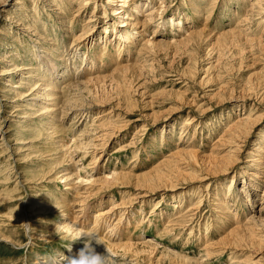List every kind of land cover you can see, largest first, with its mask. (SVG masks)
<instances>
[{
  "label": "rangeland",
  "instance_id": "374dc122",
  "mask_svg": "<svg viewBox=\"0 0 264 264\" xmlns=\"http://www.w3.org/2000/svg\"><path fill=\"white\" fill-rule=\"evenodd\" d=\"M109 1L0 0V264L67 262L69 221L118 264H264V0H136L139 29ZM34 80L85 114L49 123ZM104 109L95 161L78 143Z\"/></svg>",
  "mask_w": 264,
  "mask_h": 264
},
{
  "label": "bare ground",
  "instance_id": "6f19581e",
  "mask_svg": "<svg viewBox=\"0 0 264 264\" xmlns=\"http://www.w3.org/2000/svg\"><path fill=\"white\" fill-rule=\"evenodd\" d=\"M84 1V0H83ZM115 0H110L109 2H114ZM122 1V3H120V4H117V5H119V6H121V7H125L127 10H128V8H127V6L125 5L126 3H128V1L130 2L129 4H131V5H134L135 4V8H137L138 9V12H136V10H134L135 12H133V13H135L137 16L136 17H134L133 15V13H130V15H127V14H124L122 17H123V20H124V18L125 19H129V20H134V21H136V22H127V21H125V23L127 24V25H132L135 29H139L138 28V26H139V24H141V22H142V24L141 25H144V26H146V25H148L150 22H151V18H144V20L143 21H140L139 20V18L138 17H140V16H138L139 14H140V11H141V8H140V6H137L136 5V0H121ZM119 2V1H118ZM261 2V1H260ZM90 3V2H89ZM83 4V3H82ZM82 4H81V6H82ZM251 4V3H250ZM83 7V6H82ZM155 7H157V6H155ZM260 7V6H259ZM78 8V7H77ZM249 8V7H248ZM252 8H253V6H252ZM113 9L115 10V11H117V10H120V8H116L115 6L113 7ZM160 9V8H159ZM76 10V9H75ZM62 11V10H61ZM154 11H156V9L154 10ZM159 11V10H158ZM261 11V10H260ZM120 12V11H119ZM127 12V11H126ZM128 12H130V11H128ZM236 12V11H235ZM241 12V11H240ZM123 13H125V12H123ZM146 13H147V11H146ZM157 13V12H156ZM150 14H153V10H151V12H149L148 13V15H150ZM143 15V14H142ZM236 15V14H235ZM146 16V15H145ZM155 16V15H154ZM260 16V15H259ZM95 19H93L92 21H94ZM123 22V21H122ZM237 23V22H236ZM160 28V27H159ZM38 30V29H37ZM146 30V29H145ZM140 31L141 30H138V33H140ZM135 32H137V31H135ZM143 34V33H142ZM125 36V35H124ZM127 37V36H126ZM130 40V39H129ZM153 43V42H152ZM143 44V43H142ZM147 44V43H146ZM145 46V45H144ZM79 47V46H78ZM56 49H58V47L56 48ZM74 51H76V50H74ZM142 57V56H141ZM146 58V57H145ZM47 59H48V57H47ZM46 60V59H45ZM127 66V65H126ZM38 68V67H37ZM43 68V67H42ZM123 68H124V66H123ZM58 69V68H57ZM84 69V68H83ZM82 69V70H83ZM60 70V69H59ZM11 71H13V70H11ZM35 71H36V69L34 70V73H35ZM40 71V70H39ZM84 71V70H83ZM8 72V71H7ZM48 72V71H47ZM66 72H67V70H66ZM2 73H4V72H2ZM32 74V75H30V74H28V75H26V76H35V74ZM38 73V72H37ZM60 73V72H59ZM63 73V72H62ZM62 73L60 74V75H62ZM68 73V72H67ZM83 73V72H82ZM46 74V73H45ZM45 74H43V75H45ZM38 76H39V74H38ZM54 76V75H53ZM53 76H51L52 78H53ZM65 76V75H64ZM42 77H45V76H42ZM42 77L40 76V78L42 79ZM38 78V77H37ZM39 78V79H40ZM99 78H100V76H99ZM34 79V78H33ZM33 79H32V82H33ZM44 80H45V78H43ZM56 79V78H55ZM35 81V80H34ZM64 81H65V78H64ZM29 82V81H28ZM36 83V81L34 82V84ZM58 83V82H57ZM66 83V82H65ZM37 84V83H36ZM68 84V83H67ZM21 85V84H20ZM20 85H16L18 88H20L21 86ZM79 86L80 87V91H82V90H84V92H86V86L85 87H82V86H80L79 85V83H78V81L77 82H75V84H74V86ZM14 84H11V87L12 88H14ZM56 87V86H55ZM53 87V83H51V84H49V86H47L44 82H39V84H37V85H35L34 86V90L36 91V90H38V91H40L41 90V93H40V96L39 97H37V99H45V101H42V102H39L38 103V106H39V108H38V111H39V114H41L40 113V111L41 110H43L42 109V106H43V103L45 102V107H47L48 105H49V107H47V108H45L44 109V111H42V112H46V113H49L50 114V117H52V118H50V122L49 123H51V124H56V121H57V118H58V116L60 117V112H62V113H64V112H70V113H72V112H75V113H77V112H79V113H82V116H83V114H85V112H86V109L85 108H83V104L82 103H77V102H74V103H67V104H63V105H61L60 103H59V101H58V105L55 103L56 101H57V99H56V101L54 102V91H56L57 92V90H56V88H58V87ZM73 88V87H72ZM76 88V87H75ZM66 89V88H65ZM31 91V90H30ZM29 91V92H30ZM67 91V90H66ZM71 91H73L72 89H71ZM70 91V92H71ZM77 91V90H76ZM92 91V90H91ZM60 92V91H59ZM58 92V94H60ZM74 92V91H73ZM79 92V91H78ZM94 93V92H93ZM38 94V93H37ZM62 94V93H61ZM63 95V94H62ZM65 95H67L66 93H65ZM70 95V94H69ZM78 95H81V94H78ZM61 96V95H60ZM74 96V95H73ZM85 96V95H84ZM58 97V96H57ZM67 97H68V95H67ZM65 98V97H64ZM78 98H80V97H78ZM99 98V97H98ZM58 99L60 100V98L58 97ZM94 99V98H93ZM16 100V99H15ZM52 100V101H51ZM101 100V99H100ZM76 101V100H75ZM102 102H100V103H96V104H94V105H101V104H103V103H105L103 100H101ZM61 102H62V100H61ZM65 102V101H64ZM24 103V102H23ZM77 105H79V107L77 106ZM93 105H91L90 106V108L92 107ZM84 109V110H83ZM110 112V111H109ZM109 112L108 111H106L105 109L104 110H102V111H98V112H96L95 114H96V117H97V119H98V122H96V123H94V126L93 127H91L90 129H91V131L89 132L88 130L87 131H83L82 133L80 132V135H86V137L88 138V137H90V140H88V141H86V142H81V143H78L79 145L80 144H82V147H83V149L85 150V153H86V155H89L90 153L92 154V152H94V154H93V157L95 158V161H98L99 159H100V156L98 155V152L99 151H103V148L101 147V146H99V144L100 143H102V141H100L99 142V140H104L105 141V138H106V136H112V134H113V131L115 130V128H114V130L113 131H111V132H109L111 129H109V127L107 128V120H106V116H108V114H109ZM111 112H112V110H111ZM45 114V113H44ZM65 114V113H64ZM44 116V115H43ZM65 116H66V114H65ZM73 116V115H72ZM22 117H24V116H21V118ZM56 117V118H55ZM62 118V117H61ZM197 119V118H196ZM39 120V119H38ZM63 120V119H62ZM61 120V121H62ZM92 120V119H91ZM95 120V119H94ZM106 120V121H105ZM59 121V120H58ZM64 127V126H63ZM45 128V127H44ZM63 129V128H62ZM82 130V129H81ZM109 130V131H108ZM6 132V131H5ZM57 134V133H56ZM63 135V134H62ZM2 136V134H0V137ZM56 136V135H55ZM108 136V137H109ZM5 137V136H4ZM3 137V138H4ZM78 137V136H77ZM8 138V137H7ZM33 139V138H32ZM49 139V138H48ZM73 139V138H72ZM89 139V138H88ZM5 140V139H4ZM61 141V140H60ZM106 141H107V139H106ZM20 142V141H19ZM2 143V142H1ZM54 143H56V142H54ZM76 144V143H75ZM77 144V145H78ZM12 146V145H11ZM22 146V145H21ZM65 146H67V145H65ZM78 147V146H77ZM120 149V148H119ZM119 149H117V150H119ZM54 150V149H53ZM52 150V151H53ZM78 150V149H77ZM20 151V150H19ZM90 151V152H89ZM100 154V153H99ZM67 156V155H66ZM84 156V155H83ZM25 157V156H24ZM59 157V156H58ZM93 158V159H94ZM103 158V157H102ZM55 159V158H54ZM57 159V158H56ZM56 159H55V161H56ZM64 159V158H63ZM72 159V158H71ZM93 163V162H92ZM61 164V163H60ZM91 164V163H90ZM94 165V164H93ZM72 166V165H71ZM89 167H90V165H89ZM94 168V167H93ZM68 169V168H67ZM67 169H65V175L63 176V177H65L66 179H67V184H71L72 186H73V188L74 187H76L77 186V184L73 181L74 179H78L79 178V176H77V173L76 174H74V173H72V171L70 170L71 168H69L68 170ZM91 171V170H90ZM88 172V171H87ZM253 172V171H252ZM5 173V172H4ZM251 174V173H250ZM75 176H77V178L75 177ZM120 176H123V173H121V172H113V174L111 175V176H104V177H102V178H100V177H95V178H93L92 180H91V183L93 184V186L95 185H98L97 183H99V181L103 184L101 187H103L104 186V184H108L109 182V180L108 179H118ZM69 177H71V178H69ZM73 177H75V178H73ZM81 178H82V176H81ZM61 179V178H60ZM80 179V178H79ZM70 180V181H69ZM71 181H73V182H71ZM77 181V180H76ZM84 180H82V182H83ZM78 182V181H77ZM90 183V182H89ZM87 185H88V183H86ZM233 184V183H232ZM6 187V186H5ZM80 188V187H79ZM81 190V189H80ZM86 190H87V192H85L86 194H82L81 195V191H80V193H79V197H80V199L78 200V198H77V196H76V201L74 202V204L72 205V202L73 201H71L70 203H71V207H70V210H71V212L73 213V214H75L76 213V211L74 210L75 208H76V206H77V203H79V205H83V207H84V205H88L89 204V202H90V200H91V197H92V195H94V194H96V193H98V191H99V189H98V191H96V192H90L91 190H93V189H89L88 187H86ZM86 190H84V191H86ZM238 191V190H237ZM242 191V190H241ZM50 192V191H49ZM77 192H79V191H76L75 193H77ZM243 192V191H242ZM69 193V192H68ZM263 195H264V193H263ZM50 196V195H49ZM67 197V196H66ZM74 197V196H73ZM64 201L66 200V199H63ZM50 207V206H49ZM51 207L53 208V205H51ZM56 207V206H55ZM75 207V208H74ZM68 208H69V206H68ZM115 208V207H114ZM263 208V207H262ZM113 209V208H112ZM262 210V209H261ZM77 212H79V210H77ZM85 212H86V210H85ZM102 212V211H101ZM104 213H106V212H104ZM100 214V213H99ZM198 214V213H197ZM97 215H98V213H97ZM96 216V215H95ZM111 219V218H110ZM82 221V220H81ZM107 221V220H106ZM77 222V221H76ZM79 222V221H78ZM84 222V221H83ZM74 223V222H73ZM26 224V223H25ZM30 224V223H29ZM32 224V223H31ZM55 224V223H54ZM45 225V224H44ZM47 225V224H46ZM50 225V224H49ZM238 225V224H237ZM40 226H41V224H40ZM50 227V226H49ZM166 227V226H165ZM54 230H55V228H54ZM192 230V229H191ZM233 231V230H232ZM41 235V234H40ZM52 235V234H51ZM103 238V237H102ZM93 244H94V246H95V248L97 249V251H99L100 253H105L106 252V249L102 246V244L103 243H96V242H93ZM147 244H149V242H147ZM146 244V245H147ZM152 244V243H151ZM78 245H76L75 246V248H78L77 247ZM153 245H151V247H152ZM211 250V249H210ZM74 252H75V249H74ZM73 252V253H74ZM78 253H75V255L74 254H72V256L70 257V258H72V257H75L76 255H77ZM209 254V253H208ZM67 258V257H66ZM65 258V259H66ZM68 261V260H67ZM36 262V261H35ZM231 263V262H230ZM61 264H67V262L66 261H61Z\"/></svg>",
  "mask_w": 264,
  "mask_h": 264
},
{
  "label": "clouds",
  "instance_id": "9594fccd",
  "mask_svg": "<svg viewBox=\"0 0 264 264\" xmlns=\"http://www.w3.org/2000/svg\"><path fill=\"white\" fill-rule=\"evenodd\" d=\"M60 234L70 242V247L68 248H71V242L81 238L84 240V246L79 249L75 257L68 259L67 264H118L119 255L113 249L106 246L105 253L96 251L93 241L96 243H104L97 230L84 229L79 224L69 221L60 226ZM63 259L64 254L62 253V259L59 264H61Z\"/></svg>",
  "mask_w": 264,
  "mask_h": 264
}]
</instances>
